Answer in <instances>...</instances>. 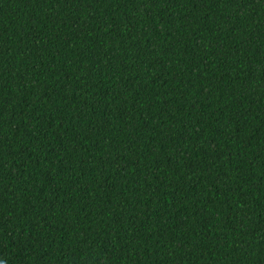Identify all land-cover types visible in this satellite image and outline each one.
<instances>
[{"label":"trees","instance_id":"obj_1","mask_svg":"<svg viewBox=\"0 0 264 264\" xmlns=\"http://www.w3.org/2000/svg\"><path fill=\"white\" fill-rule=\"evenodd\" d=\"M0 264H264V0H0Z\"/></svg>","mask_w":264,"mask_h":264}]
</instances>
